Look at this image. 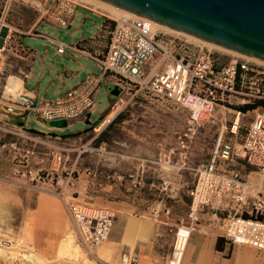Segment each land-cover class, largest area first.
<instances>
[{"label": "built area", "instance_id": "built-area-1", "mask_svg": "<svg viewBox=\"0 0 264 264\" xmlns=\"http://www.w3.org/2000/svg\"><path fill=\"white\" fill-rule=\"evenodd\" d=\"M10 1L43 12L48 9V2L56 0ZM108 17L114 25L105 56L96 59L101 74L89 71L53 100L42 99L30 106L0 102V149L9 151L12 174L31 184L56 187L80 238L87 247H96L112 232L114 210L75 198L67 200V190L75 176L67 167L65 150L40 149L27 127L12 123L11 116L26 122L29 112L34 111L40 125L62 119L68 123L86 120L92 114L103 82H114L123 88V93L113 98L106 118L112 115L113 119L128 106L125 93L132 90L150 93L186 110L189 130L215 122L217 107L233 110L235 116L229 127L219 130L210 159L196 170V178L188 190L191 221L177 227L166 264H182L188 243L199 230L198 213L205 208L213 210L219 221L222 219L216 225L228 243L264 250V66L238 58L226 62L215 51L185 36L155 29L149 19L141 16ZM3 25L9 31L0 44V76L5 73V53L16 32L0 16V28ZM57 51L63 54L65 46H58ZM258 100L260 105L253 109L243 111L238 107ZM234 106L236 109L229 108ZM250 112L252 115L245 123ZM241 129L243 134H239ZM7 134L16 138L6 139ZM184 137L188 133L181 135L179 142L187 149L188 139ZM237 162L250 167L248 175L236 167ZM253 173L258 174V181L250 178ZM138 260L137 254L129 252L122 255L120 264H138Z\"/></svg>", "mask_w": 264, "mask_h": 264}, {"label": "rangeland", "instance_id": "rangeland-1", "mask_svg": "<svg viewBox=\"0 0 264 264\" xmlns=\"http://www.w3.org/2000/svg\"><path fill=\"white\" fill-rule=\"evenodd\" d=\"M63 1L71 2L70 0L60 2ZM60 2L50 1L46 8ZM73 2L82 3L77 4L81 6L87 4L97 7L109 16L116 17L104 7L81 0ZM18 4L20 3L15 1L0 0V16L6 17V22L14 28L16 26L13 22L16 15L14 6ZM82 11L80 7V12ZM38 13L48 14L46 10ZM95 30V25L88 26L89 33ZM157 30L175 34L166 29ZM6 32L7 29L2 30L0 36L4 37ZM49 33L55 36L62 35L59 30H52ZM40 42V53L35 63V72L39 73V80L33 85V87L38 85L39 88L38 103L42 99L53 100L56 97V91L62 87L60 80H54L56 69L61 68L66 62L67 55L58 53L55 45L49 44V47L45 48L44 43ZM193 42L215 51L226 62L233 58L245 59L197 41ZM256 63L264 66L262 63ZM95 71L101 73L100 68H96ZM81 77L82 75L79 78ZM70 86L71 82H67L66 89ZM125 96L129 100L128 106L113 119L111 116L106 118L112 101L103 85L90 116L93 128L78 136L63 138L47 132L70 134L83 131L89 127L86 123L88 119L73 120L63 129L41 125L42 129L39 130L45 132L43 135L30 132L38 141L40 149L65 150L68 156L67 167L73 170L75 176L74 183L67 190V200L75 198L81 202L114 210L116 217L112 232L117 228L122 234L126 224L125 234L122 239H117L123 245L113 242V252L108 255H102L101 249L110 237L98 248L87 247L74 227L66 205L62 215L52 213L51 200L65 204L56 187L50 184H31L14 176L11 172L9 151L1 148L0 248L8 253L14 252L16 257L12 260L0 257V264H41V259L49 261L50 264H120L122 255L126 252V248L122 247L125 244L135 245L137 238L147 239L151 223L161 224L166 228L165 233L160 235V252L155 258L141 255L139 264H166L169 258L168 256L166 260L168 240L171 239L173 243L177 227L191 221L189 208L191 198L188 190L196 178V170L210 159L219 130L223 126H230L235 113L233 110L217 107L214 114L215 122H208L199 128L189 130L191 126L186 110L173 107L170 103L141 90L126 92ZM229 108L236 109L235 106ZM251 115V112L248 113L244 119L245 123L249 121ZM27 127H40L34 111L29 112ZM102 132L104 140L99 141L98 137ZM243 132L244 129H241L239 134ZM30 133L23 132L26 135ZM185 133H188V137H184L188 139L187 149L182 148L179 142L180 136H185ZM226 135L229 136L227 133ZM13 138L16 136L6 135V139ZM236 167L246 175L250 172V167L242 162H237ZM250 178L258 181V174L253 173ZM219 216L223 218L224 214ZM221 221L214 215L213 210L207 208L200 210L197 220L199 230L195 233L221 236L216 225ZM52 222H57L61 232L56 239H50V233L57 229L51 225ZM214 223L215 225H212ZM71 236L74 244L80 247V255L75 256L66 248V241ZM225 246H227L225 256L232 255L234 245L226 241ZM25 254L30 255L32 263L26 261Z\"/></svg>", "mask_w": 264, "mask_h": 264}, {"label": "crops", "instance_id": "crops-1", "mask_svg": "<svg viewBox=\"0 0 264 264\" xmlns=\"http://www.w3.org/2000/svg\"><path fill=\"white\" fill-rule=\"evenodd\" d=\"M83 5L85 6L63 1L53 6L50 5L46 9L48 14H39L38 12L40 11L24 4L14 6L16 15H14L15 20L13 22L16 25L14 28L16 32L14 40L10 42L5 53V73L0 76L1 103L30 106L38 101L39 88L38 85L34 87L33 85L39 80V73L35 72V63L40 53V41L44 43L43 46L45 48H48L49 44L55 45L57 48L60 45L65 46L63 54H67L65 57L66 62L62 64L61 68L57 67V73L54 78L55 81L60 80L62 82V87L58 88L56 94L66 90L67 82H71L69 87L71 88L89 71L97 73L95 69L100 67L96 59L103 58L107 52L110 31L114 21L107 16L109 15L108 13L99 10V8L87 4ZM80 7L83 9L82 12H80ZM3 18L6 19L4 16ZM91 24L96 26V30L93 33L88 31V26ZM4 29H7L5 37L8 34L9 27L3 25L0 28V35ZM52 30H59L62 35H51L49 32ZM4 37L0 36V44L3 43ZM50 39L55 40V42L52 43ZM81 75L82 77L79 78ZM110 83L103 82L102 86L105 85L107 90ZM112 100L113 98H111ZM11 117L19 118L18 116ZM27 121L24 122L26 127ZM38 125L40 127L34 128L42 129L39 123ZM64 205L51 200L50 208L52 207V213L62 215ZM51 225L57 229L50 233V239H56L61 233L59 226L57 222H52ZM125 228L126 224L122 234L119 233L117 228L111 232L110 240L102 246V255L112 254L114 249L113 242L121 243L119 240L125 234ZM165 231L166 228L163 225L151 223L147 231V239L137 238L135 245L128 246V244H125L122 248H126L125 253L137 254L138 264L141 260V255L147 258H155L160 252V235L164 234ZM217 237L218 234L205 236L194 232L188 243L183 264H264V250H257L250 246L238 245L237 247L234 245L232 255L225 256L227 246H225L223 251L217 250L215 247ZM118 238L119 240H117ZM168 244L166 260L172 246L171 239L168 240ZM163 252L164 250L161 251V253Z\"/></svg>", "mask_w": 264, "mask_h": 264}, {"label": "water", "instance_id": "water-1", "mask_svg": "<svg viewBox=\"0 0 264 264\" xmlns=\"http://www.w3.org/2000/svg\"><path fill=\"white\" fill-rule=\"evenodd\" d=\"M172 29L214 43L229 50L264 61V0H103ZM107 92L111 98L123 93V88L111 82ZM10 121L25 127L22 118ZM70 134L51 135L73 137L93 128ZM49 128H67V120L46 121ZM31 133L45 134L36 128Z\"/></svg>", "mask_w": 264, "mask_h": 264}, {"label": "bare ground", "instance_id": "bare-ground-1", "mask_svg": "<svg viewBox=\"0 0 264 264\" xmlns=\"http://www.w3.org/2000/svg\"><path fill=\"white\" fill-rule=\"evenodd\" d=\"M71 2H73V0H70ZM83 2H86L88 4H93V5H97L98 7H104L105 9H107L111 14H113L114 16H116L117 18H119L120 16H132V17H139L138 15L132 13V12H129L127 10H124L122 8H119L115 5H112L110 3H107L103 0H81ZM75 3V2H73ZM77 4V3H75ZM79 4V3H78ZM107 15V14H106ZM109 16V15H108ZM111 17V16H110ZM113 17V16H112ZM116 17H113V18H116ZM151 21V20H150ZM153 27L155 29H166V30H169L171 32H174L175 34H179V35H182V36H185L187 37L188 39L190 40H193V41H197V42H200L202 44H205V45H208L209 47H213V48H216V49H220V50H224L226 51L227 53H231L233 55H236V56H240V57H243L245 59H249V60H253V61H256V62H259V63H262L264 64V61L263 60H260L258 58H254L252 56H248V55H245V54H242V53H239V52H236L234 50H229V49H226L224 47H221L219 45H216L214 43H211V42H208V41H205V40H202V39H199L197 37H194L192 35H189V34H186V33H183L181 31H178V30H175V29H172L168 26H165V25H162V24H159L157 22H154V21H151ZM112 116V115H110ZM104 242H102L101 244H99L96 248L100 247ZM66 248L69 249L71 251L72 254H74L75 256L77 255H80V247L78 245H75L74 244V240L72 238V236L66 241ZM25 256L27 257L26 258V261L32 263L33 261L31 259H29L30 255L28 254H25ZM0 257H5L6 259L8 260H12V259H15V254L14 252H10L8 253L7 251H5L4 249L0 248ZM185 258V257H184ZM41 264H50L49 261H45L44 259H41Z\"/></svg>", "mask_w": 264, "mask_h": 264}, {"label": "trees", "instance_id": "trees-1", "mask_svg": "<svg viewBox=\"0 0 264 264\" xmlns=\"http://www.w3.org/2000/svg\"><path fill=\"white\" fill-rule=\"evenodd\" d=\"M261 101H254V102H251L249 104H245V105H242V106H238L240 109H242L243 111H247V110H250V109H253L255 108L256 106L260 105ZM104 132H102L100 134V136L98 137L99 141H103L104 140ZM225 238H223L222 236H218L217 237V240H216V249L217 250H220V251H223L225 249Z\"/></svg>", "mask_w": 264, "mask_h": 264}]
</instances>
